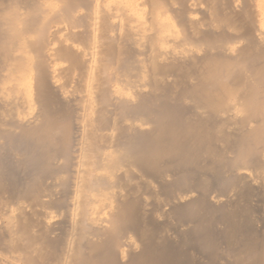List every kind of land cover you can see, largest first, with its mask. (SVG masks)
<instances>
[{
	"label": "bare ground",
	"instance_id": "6f19581e",
	"mask_svg": "<svg viewBox=\"0 0 264 264\" xmlns=\"http://www.w3.org/2000/svg\"><path fill=\"white\" fill-rule=\"evenodd\" d=\"M0 264H264V0H0Z\"/></svg>",
	"mask_w": 264,
	"mask_h": 264
},
{
	"label": "rangeland",
	"instance_id": "374dc122",
	"mask_svg": "<svg viewBox=\"0 0 264 264\" xmlns=\"http://www.w3.org/2000/svg\"><path fill=\"white\" fill-rule=\"evenodd\" d=\"M257 203L262 204L261 198H259V201H257Z\"/></svg>",
	"mask_w": 264,
	"mask_h": 264
}]
</instances>
